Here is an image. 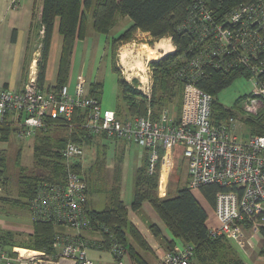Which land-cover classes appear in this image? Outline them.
<instances>
[{"label":"built area","instance_id":"2783aa9c","mask_svg":"<svg viewBox=\"0 0 264 264\" xmlns=\"http://www.w3.org/2000/svg\"><path fill=\"white\" fill-rule=\"evenodd\" d=\"M182 28L192 36L189 49L195 56L190 66L195 71L199 73L202 66L220 72L242 71L252 81V91L242 99L240 114L215 125L212 96L198 89L193 76H188L176 120H170L168 108L162 109L156 119L148 108L145 117L121 120L115 111L102 109L88 95L83 78H78L72 91L67 85L43 91L38 87L35 68L30 67L20 89H0V125L14 123L19 137H33L44 127L45 119L69 120L75 110H87L84 127L89 135L126 140L146 151L148 175L155 173L157 163L159 176L165 164L170 172L175 149L179 148L187 188L196 192L204 185L215 184L226 189L216 194L212 217L206 222L208 234L243 249L249 238H264V136L251 134L245 123L264 116V0L240 4L221 19L214 17L206 0H193ZM148 83L141 84L146 85L142 94L149 99ZM84 147L68 141L60 150L62 177L58 182L39 185L28 209L32 221L91 231L88 184L81 174ZM160 185L159 178L158 196L163 197L166 188L161 195ZM3 191L0 179V195ZM88 248L89 242L59 232L51 252L8 247L0 240V264H95L87 256ZM106 250L114 264H122L126 252L120 244L111 240ZM191 255L192 248L180 242L157 264H190Z\"/></svg>","mask_w":264,"mask_h":264},{"label":"trees","instance_id":"16d2710c","mask_svg":"<svg viewBox=\"0 0 264 264\" xmlns=\"http://www.w3.org/2000/svg\"><path fill=\"white\" fill-rule=\"evenodd\" d=\"M206 1L213 10L214 17L221 19L238 5L252 0ZM192 4L193 0H44L41 17L45 33L37 68L39 89L43 90L42 85L49 54L51 32L56 18L59 19V34L62 41L57 84L51 87L50 91L57 90L65 85L74 44L77 40L86 37L87 22L85 17L87 15L90 17L91 30L104 35H107L114 27L118 16L127 17L132 24L121 35L110 41L113 48L112 52L119 43L129 41L137 30L148 33L155 41L163 38L170 39L174 46V52L150 63L154 89L149 100L143 94L142 97L140 92H137L118 77V103L115 110L117 117L121 120L136 116L145 117L150 106L153 118L156 119L162 109L180 101L183 86L189 81L188 76H193L192 82L197 88L212 96V122L215 125H220L230 116L236 114L219 104L216 95L227 88L236 77H245L246 75L242 71L220 72L205 66H202L198 73L190 66V60L195 56V52L189 49L192 36L182 28V25L189 17ZM112 64L114 65V61H112ZM114 68L115 65L113 71L117 73ZM117 74L119 75V73ZM102 85L101 82H93L88 93L99 104ZM87 115V110L77 109L69 120L63 118L45 119L44 127L39 130L40 135H35L36 139L32 149L36 172L29 176H23L19 180L17 199L10 200L4 197L0 199L20 203L29 209L30 201L42 182L55 183L60 181L63 173L60 150L66 142L70 141L83 146H91L95 138L89 135L84 127ZM245 123H247V128L251 134L264 136V116L247 119ZM13 124L5 121L0 125V143L7 142L11 134L16 132ZM53 131H60L61 135L55 133L53 138L51 136ZM101 137L107 140L105 136L102 135ZM116 141L129 143L122 139L114 140V142ZM102 153L105 154L104 151ZM161 155L162 151L159 152V156ZM176 155L179 156L177 149H175L174 159L177 157ZM120 158L119 156L118 162L113 168L112 184L106 191L107 205L101 211L87 208V213L93 221L91 231L97 232L102 237L106 247L111 240H115L125 249L126 253H129V256L138 260L132 243L139 242L143 247H146V244L141 233L129 221L128 209L120 198ZM97 162L104 168L103 159L100 158ZM141 163V167L134 176L131 211H138L142 203L148 202L173 238L192 248L190 264H243L231 243L223 237L213 238L208 234L206 227L208 214L195 198L194 192L187 188L186 184L177 188L174 197H169L168 193L164 197H159L160 164L157 163L155 173L148 175L146 151H144ZM4 170L5 154L4 151L0 150V179L3 180L5 187ZM75 170L80 171V168L75 165ZM101 172L99 170L97 176L102 175ZM97 176L93 181L98 180ZM86 181L89 194L91 190L93 192L91 188L93 181L91 184L87 178ZM98 190L101 191V188ZM198 191L207 206L213 210L216 194L226 191V189L215 184H209L200 187ZM55 227L50 223L32 221V231L28 234L26 241L16 242L15 235L10 232H0V240L2 244L8 247H22L34 251L51 252L54 236L57 232ZM150 228L155 234V227L151 226Z\"/></svg>","mask_w":264,"mask_h":264},{"label":"crops","instance_id":"0c3cea01","mask_svg":"<svg viewBox=\"0 0 264 264\" xmlns=\"http://www.w3.org/2000/svg\"><path fill=\"white\" fill-rule=\"evenodd\" d=\"M43 6L44 0H0V89L18 90L27 79V73L30 67L35 68L37 72L45 33V27L42 23L41 17ZM85 19L87 22L86 37L77 40L74 44L73 55L64 84L69 87V91H72L76 81L81 77L84 79V82L87 85V93H89L93 82H101L103 88L100 98V106L101 108L103 107L105 109L113 110L115 107L117 108L118 103L117 83L119 75L113 71L114 65L111 62L112 46L110 41L121 35L131 26L132 22L127 17L118 16L115 20L114 27L107 35H104L97 34L91 30V22L88 15ZM137 31L140 32L139 30ZM147 34L148 33H142V35ZM166 40L171 41L170 39ZM61 41L62 38L59 34V19L56 18L51 32L49 54L42 85L43 91H47L57 84ZM172 48V51H174V46H172ZM36 74H38V72ZM108 83L110 90L107 93H104V87ZM115 143L114 144L117 145L116 148H119L120 150L121 157V163L119 166L121 173L120 198L128 209L129 221L141 233L146 244V247H143L139 242L132 243L138 260L129 256V253L127 252L122 258V264H157L160 258L170 250V247L179 244L180 241L173 238L148 202L142 203L141 208L136 212L130 210L134 176L136 171L141 167L144 150L124 141H116ZM109 144V141L103 137H95L91 144L93 145L95 156H97L99 152L104 151L106 157L108 155L109 158ZM141 152V159H136L137 153ZM122 153L124 154L122 155ZM132 153H134V167H131V171L128 172L126 171L125 161ZM114 157L115 151L112 159ZM96 158L97 157H95V160ZM112 161L114 162V159ZM112 164H106L105 167L111 168ZM90 165L91 163L86 166L84 164V167L91 172L88 175V180L91 183L93 181V171L90 170ZM115 166L116 165H114V167ZM164 166L162 168L161 176L163 175V172L167 171V169H164ZM81 167H83L82 164ZM99 179L102 178L100 177ZM186 181L187 175H185L184 184H186ZM93 186L94 185H91L92 189ZM103 190L104 189L101 188V191H95L98 193L97 196L104 201L103 206L105 207L107 205L106 191L108 189L106 191ZM167 190L168 186L165 191L166 194ZM92 193L91 190L88 195L87 208L90 210L101 211L94 207L95 202L93 201ZM193 194L197 201L206 210L208 218H211L212 209L207 206L199 192ZM151 226L155 227V234H153L150 228ZM55 228L57 233L59 232L70 237L75 236L89 242L87 253L89 251V255L91 254L93 256V260L91 258L89 259L92 262L94 261L95 264H114L113 257L107 252L102 237L97 232L87 230L75 231L64 226H56ZM263 245V235H256L247 240L243 249L235 248V251L243 264H264ZM104 253H106L110 259L108 258L103 261L101 255Z\"/></svg>","mask_w":264,"mask_h":264},{"label":"rangeland","instance_id":"374dc122","mask_svg":"<svg viewBox=\"0 0 264 264\" xmlns=\"http://www.w3.org/2000/svg\"><path fill=\"white\" fill-rule=\"evenodd\" d=\"M143 32H138L132 36V38L123 43H119L115 50L111 52V62L114 61L115 70L119 73V77L123 79L127 84L133 87L137 92L141 93L145 91L146 85H142L141 83H145V81L149 82L148 85H151V93L153 94V74L150 67V63L158 61L166 55L171 54L174 51L172 46V42L166 40L167 38H163L165 45L168 47L163 49H156V44L161 40H154L149 34L142 35ZM172 44V46H171ZM145 45V47H143ZM113 49V48H112ZM154 50V52H152ZM164 51V52H163ZM152 52V53H151ZM166 53V54H164ZM150 76V80H149ZM141 81V83H140ZM151 83V84H150ZM87 88V85L85 83ZM110 90L109 83L104 87V93ZM252 91V81L244 76L236 77L233 82L225 89H223L220 93L216 95V100L219 104L224 106L226 109H229L232 113L240 114L242 112V99L246 97ZM143 97V96H142ZM148 99V98H147ZM150 99V98H149ZM148 99V100H149ZM176 101V100H174ZM114 108V107H113ZM150 108V106H149ZM169 110V118L171 121H174L178 117V112H180L181 108V97L180 101L176 104H172L166 106ZM102 109H105L102 107ZM151 109V108H150ZM116 110V107L113 109ZM152 111V110H151ZM247 126V123H246ZM55 133L59 136L61 132H52L51 136L54 138ZM242 134L243 132H238ZM36 136L40 135L39 131H36L35 134L30 137H19L16 133H12L7 142L0 143V150L4 151L5 154V170L4 177L6 179L4 183L6 184L4 187V191L0 198H8L10 200H15L18 198V182L23 176H29L30 174H34V161L32 156V149L34 146V142ZM109 141V158L108 155L103 154L102 151L95 156V151L93 149V145L84 147V156L82 161V165L84 167L91 163L90 170L93 171V179H96L98 175V171L101 170V174L98 177V180L93 181V201L94 207L97 210L103 209V200L98 197V193L95 190L99 188L104 189L105 191L110 188L113 177V168L114 165L117 164V159L120 156V150L117 149V143L112 140ZM115 143V144H114ZM179 156L176 155L174 161L172 162V166L170 168L164 166V169H168L163 172V175L159 176L160 178V192L164 193V187L168 186V196L174 197L177 192V188L184 185L185 183V165L181 158V150L177 148ZM115 151L114 162L112 161V156ZM111 154V155H110ZM104 155L103 157H101ZM95 157L96 160H95ZM142 152L137 153L136 159H141ZM103 159L104 168L100 163L96 161L98 159ZM108 159V161H107ZM113 163L111 168H106L105 165ZM81 174L88 179V175L91 173L87 168L84 167ZM126 171L130 172L131 167H134V153L129 155L125 161ZM103 168V169H101ZM102 177V179H99ZM165 178V179H164ZM2 180V179H1ZM3 181V180H2ZM91 184V183H90ZM167 185V186H166ZM103 190V191H104ZM166 190V189H165ZM199 192V191H196ZM194 192V193H196ZM159 193V191H158ZM95 195V196H94ZM165 196V195H164ZM163 196V197H164ZM32 231V220L30 217V212L28 209L20 203L7 202L0 199V232H10L15 235L16 242L26 241L28 234ZM22 248V247H17ZM172 248V247H171ZM25 249V248H23ZM109 253V252H108ZM89 255V251L87 256ZM102 260L108 259L109 256L104 253L101 255ZM88 258L93 260V256L90 254ZM110 259V258H109ZM94 262V261H93Z\"/></svg>","mask_w":264,"mask_h":264},{"label":"bare ground","instance_id":"6f19581e","mask_svg":"<svg viewBox=\"0 0 264 264\" xmlns=\"http://www.w3.org/2000/svg\"><path fill=\"white\" fill-rule=\"evenodd\" d=\"M143 47H145V45L143 46ZM166 45H165V43H164V40L162 39L161 41H159V43H157L156 44V49H163V48H165L166 49ZM172 50H171V47H170V51L169 52H171ZM152 52H154V50L152 51ZM151 52V53H152Z\"/></svg>","mask_w":264,"mask_h":264}]
</instances>
